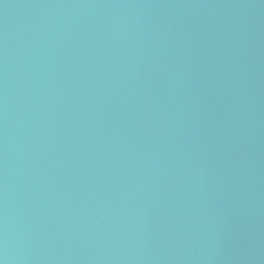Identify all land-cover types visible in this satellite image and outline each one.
Masks as SVG:
<instances>
[{"label":"water","instance_id":"obj_1","mask_svg":"<svg viewBox=\"0 0 264 264\" xmlns=\"http://www.w3.org/2000/svg\"><path fill=\"white\" fill-rule=\"evenodd\" d=\"M0 264H214L135 0H0Z\"/></svg>","mask_w":264,"mask_h":264}]
</instances>
